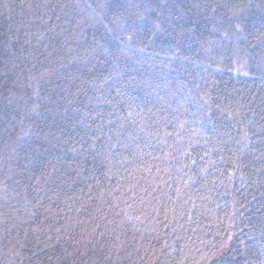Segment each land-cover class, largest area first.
<instances>
[{"label":"trees","instance_id":"obj_1","mask_svg":"<svg viewBox=\"0 0 264 264\" xmlns=\"http://www.w3.org/2000/svg\"><path fill=\"white\" fill-rule=\"evenodd\" d=\"M0 264H264V0H0Z\"/></svg>","mask_w":264,"mask_h":264}]
</instances>
